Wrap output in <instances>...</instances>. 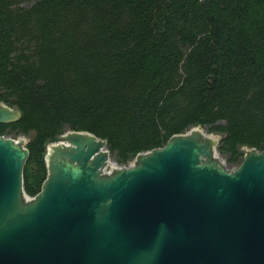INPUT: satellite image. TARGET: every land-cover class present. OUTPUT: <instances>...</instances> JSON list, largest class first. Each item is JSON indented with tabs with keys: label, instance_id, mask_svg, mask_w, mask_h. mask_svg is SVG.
Masks as SVG:
<instances>
[{
	"label": "trees",
	"instance_id": "obj_1",
	"mask_svg": "<svg viewBox=\"0 0 264 264\" xmlns=\"http://www.w3.org/2000/svg\"><path fill=\"white\" fill-rule=\"evenodd\" d=\"M0 135H29L26 194L66 130L119 164L201 125L239 162L264 150V0H0Z\"/></svg>",
	"mask_w": 264,
	"mask_h": 264
},
{
	"label": "water",
	"instance_id": "obj_2",
	"mask_svg": "<svg viewBox=\"0 0 264 264\" xmlns=\"http://www.w3.org/2000/svg\"><path fill=\"white\" fill-rule=\"evenodd\" d=\"M218 141L196 125L104 172L106 139L69 129L29 197L23 138L0 135V264H264V150L229 169Z\"/></svg>",
	"mask_w": 264,
	"mask_h": 264
},
{
	"label": "rangeland",
	"instance_id": "obj_3",
	"mask_svg": "<svg viewBox=\"0 0 264 264\" xmlns=\"http://www.w3.org/2000/svg\"><path fill=\"white\" fill-rule=\"evenodd\" d=\"M202 128H203V130H204L207 134H210V135H212V136L219 137V134H217V133H215V132H209V131H207L206 128H204V127H202ZM5 136H10V137H13V138H15V139H18L19 137H22V138H23V141H24V145L26 144V142H27V140H28V137H29V135H24V134H14V133H7ZM58 140H59V139H58ZM58 140H56V141H58ZM53 142H55V141H53ZM50 143H51V142H50ZM50 143H48L47 146H46V152H47V150H48V146H49ZM25 146H26V145H25ZM242 147H247V146H242ZM242 147H241V148H242ZM217 153H218L220 159L222 160L223 164H224L227 168H229V169H233V168H235L237 165H239V163L241 162V160H242V158H243V155H242V156L239 157V162H231V161L228 160V154H227V153H222V152L218 151V149H217ZM45 158H46V153H45ZM132 163H133V159L130 160V161H129L128 163H126V164H119V163H117V162L115 161L113 155H111V154L109 153V160H108V163H107V165H106L105 168H106L107 170H110V169H112V168L115 167V166H117V167H119V166H128V165H131ZM29 196H30V195H29ZM30 197H32V196H30Z\"/></svg>",
	"mask_w": 264,
	"mask_h": 264
},
{
	"label": "built area",
	"instance_id": "obj_4",
	"mask_svg": "<svg viewBox=\"0 0 264 264\" xmlns=\"http://www.w3.org/2000/svg\"><path fill=\"white\" fill-rule=\"evenodd\" d=\"M111 170V169H110ZM110 170H107L105 167L103 168L104 172H109ZM30 197V196H29Z\"/></svg>",
	"mask_w": 264,
	"mask_h": 264
},
{
	"label": "bare ground",
	"instance_id": "obj_5",
	"mask_svg": "<svg viewBox=\"0 0 264 264\" xmlns=\"http://www.w3.org/2000/svg\"><path fill=\"white\" fill-rule=\"evenodd\" d=\"M22 137H19L18 139H21ZM18 139H16V140H18ZM48 150H50V146H48Z\"/></svg>",
	"mask_w": 264,
	"mask_h": 264
}]
</instances>
